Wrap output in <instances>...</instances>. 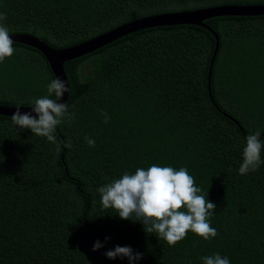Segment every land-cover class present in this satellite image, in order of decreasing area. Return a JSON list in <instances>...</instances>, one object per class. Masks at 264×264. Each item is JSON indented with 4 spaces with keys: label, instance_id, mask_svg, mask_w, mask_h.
Listing matches in <instances>:
<instances>
[{
    "label": "trees",
    "instance_id": "obj_1",
    "mask_svg": "<svg viewBox=\"0 0 264 264\" xmlns=\"http://www.w3.org/2000/svg\"><path fill=\"white\" fill-rule=\"evenodd\" d=\"M254 3L264 0H0V23L63 48L152 14ZM202 22L218 38L208 87L210 31L154 26L62 63L76 118L57 126L59 152L0 114V264H129L104 255L117 245L143 254L134 264H203L214 253L264 264V148L258 170L238 171L247 135L260 131L264 142V14ZM12 46L0 63V105L29 106L54 77L36 49ZM152 164L187 168L216 205V237L189 231L169 246L102 206L99 187ZM96 241L103 247L92 251Z\"/></svg>",
    "mask_w": 264,
    "mask_h": 264
},
{
    "label": "clouds",
    "instance_id": "obj_2",
    "mask_svg": "<svg viewBox=\"0 0 264 264\" xmlns=\"http://www.w3.org/2000/svg\"><path fill=\"white\" fill-rule=\"evenodd\" d=\"M7 19L5 13H0V22ZM9 30L0 23V63L11 57L15 49ZM47 96L34 98L30 103L32 112L20 111V108L11 116L12 124L20 129H30L37 136L46 137L48 141L56 144V151H60V144L56 140V128L65 119L69 122L76 118L75 112L68 111L67 103H58L65 92L70 93V87L60 78H55L47 85ZM55 95L56 99L49 97ZM104 123L109 117L101 112ZM260 131L246 137V146L243 148L242 163L239 174L246 175L260 167L261 150L264 142L260 139ZM90 147L95 146V140L85 136ZM71 148V142L63 145ZM105 209H115L122 220L140 222L146 233H153L163 239L169 246H174L184 239L189 231L209 240L217 236L208 218L213 214L216 205L201 195L202 189L195 185L194 178L187 168L179 170L173 167H161L152 164L147 169L137 168L134 174L123 173L120 178L97 189ZM108 237L105 238L107 241ZM103 245L96 241L92 251H97ZM108 259L127 258L129 264H134L142 258V253H134L130 246H115L104 253ZM203 264H230L227 257L214 253L201 258Z\"/></svg>",
    "mask_w": 264,
    "mask_h": 264
},
{
    "label": "water",
    "instance_id": "obj_3",
    "mask_svg": "<svg viewBox=\"0 0 264 264\" xmlns=\"http://www.w3.org/2000/svg\"><path fill=\"white\" fill-rule=\"evenodd\" d=\"M264 14V3H254V4H220L210 7L184 10L177 12H164L142 17L131 22L120 25L112 30L105 33L97 35L91 39H88L82 43L74 44L71 46L63 48H52L45 44L38 38L24 34V33H13L9 34L13 42L20 43L23 45L30 46L36 49L45 59L48 69L55 78H60L65 82L66 87H68L66 76L62 69V63L64 61L74 59L79 57L91 50L98 48L111 40L119 37L120 35L133 32L139 29L163 26V25H177V24H191L200 25L203 28L210 31L213 36L214 45L212 49L211 56L208 61V68L206 72L207 87L209 83L210 68L213 63V59L218 46V38L210 28L202 23L204 19L215 17V16H256ZM67 97V92H65L62 98L57 101L58 103H64ZM32 105L29 106H2L0 105V114L12 116L17 108H20L22 113L32 112ZM32 115H35L32 112Z\"/></svg>",
    "mask_w": 264,
    "mask_h": 264
},
{
    "label": "bare ground",
    "instance_id": "obj_4",
    "mask_svg": "<svg viewBox=\"0 0 264 264\" xmlns=\"http://www.w3.org/2000/svg\"><path fill=\"white\" fill-rule=\"evenodd\" d=\"M208 7H210V6H208ZM203 8H205V7H203ZM197 9H200V8H197ZM182 11H184V10H182ZM170 12H177V11H170ZM162 13H164V12H162ZM158 14V13H157ZM153 15V14H152ZM149 16V15H148ZM144 17H146V16H144ZM131 22V21H130ZM128 23V22H127ZM203 23V22H202ZM125 24V23H124ZM121 25H123V24H121ZM120 26V25H119ZM118 27V26H117ZM114 28H116V27H114ZM114 28H112V29H114ZM112 29H110V30H112ZM109 31V30H108ZM107 32V31H106ZM105 33V32H104ZM130 33V32H129ZM102 34V33H101ZM127 34V33H126ZM98 35H100V34H98ZM123 35H125V34H123ZM97 36V35H96ZM120 36H122V35H120ZM119 36V37H120ZM95 37V36H94ZM93 38V37H92ZM116 38H118V37H116ZM115 38V39H116ZM91 39V38H90ZM88 40V39H87ZM114 40V39H113ZM113 40H111V41H113ZM84 41H86V40H84ZM84 41H82V42H84ZM81 42V43H82ZM74 45V44H73ZM71 46V45H70ZM67 47V46H66ZM214 60V59H213ZM213 64V63H212ZM64 72V71H63Z\"/></svg>",
    "mask_w": 264,
    "mask_h": 264
}]
</instances>
